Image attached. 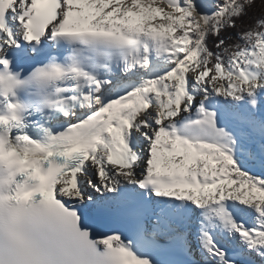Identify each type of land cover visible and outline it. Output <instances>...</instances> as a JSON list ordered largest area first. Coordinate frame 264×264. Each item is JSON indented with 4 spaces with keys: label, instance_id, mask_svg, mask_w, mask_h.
<instances>
[{
    "label": "snow or ice",
    "instance_id": "1",
    "mask_svg": "<svg viewBox=\"0 0 264 264\" xmlns=\"http://www.w3.org/2000/svg\"><path fill=\"white\" fill-rule=\"evenodd\" d=\"M0 264H264V0H0Z\"/></svg>",
    "mask_w": 264,
    "mask_h": 264
}]
</instances>
